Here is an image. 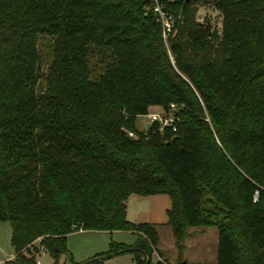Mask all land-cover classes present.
Here are the masks:
<instances>
[{
	"label": "trees",
	"instance_id": "trees-1",
	"mask_svg": "<svg viewBox=\"0 0 264 264\" xmlns=\"http://www.w3.org/2000/svg\"><path fill=\"white\" fill-rule=\"evenodd\" d=\"M154 3L0 0L9 264L56 257L75 229L137 237L73 264L124 250L161 264L154 223L126 217L131 193L168 196L172 264L187 263L184 239L198 226L217 228L214 264H264V0H157L171 19L166 41ZM198 5L220 13L219 30L197 19ZM171 103L170 125L137 128L138 115Z\"/></svg>",
	"mask_w": 264,
	"mask_h": 264
},
{
	"label": "rangeland",
	"instance_id": "rangeland-1",
	"mask_svg": "<svg viewBox=\"0 0 264 264\" xmlns=\"http://www.w3.org/2000/svg\"><path fill=\"white\" fill-rule=\"evenodd\" d=\"M197 19L203 21L207 18L211 25L218 30L221 25L220 13L211 5H198ZM150 111L164 112L168 110L159 106H152ZM145 120V115H138L136 126L142 130ZM169 198L166 194H150L138 195L131 193L126 201V217L131 221L148 220L154 223L158 231L157 251L160 252L161 264H172L176 259V247L171 227L166 223V209L169 207ZM201 227V226H198ZM205 227L206 233L198 237L197 229L189 230L185 236L184 243L186 244L185 258L189 261H202L201 254L205 256L207 263L213 264L216 255V236L217 228L215 226ZM10 225L7 220H0V260L10 257L13 254V249L10 244ZM136 234L129 230L113 229H75L67 234L66 250L58 253L56 257L52 256L46 250L36 252V258L39 259V264H73V262H83L93 257L97 253L106 252L110 249L111 243H120L126 246H132L136 240ZM197 238L196 241H194ZM206 243L210 248L208 252L204 249ZM36 244V242H35ZM70 253L72 258L67 256ZM183 253V251H182ZM151 260H158V255L152 251ZM103 264H137L133 258L131 250L115 252L107 256Z\"/></svg>",
	"mask_w": 264,
	"mask_h": 264
},
{
	"label": "built area",
	"instance_id": "built-area-1",
	"mask_svg": "<svg viewBox=\"0 0 264 264\" xmlns=\"http://www.w3.org/2000/svg\"><path fill=\"white\" fill-rule=\"evenodd\" d=\"M154 7L153 10L156 11V13L158 14V18L161 21L162 24V36L163 39L166 41L168 32L171 28V19L170 16L166 13V11H164L161 6L157 3V0H154ZM176 107L174 103H171L169 106V110L167 113L164 112H154V111H150L148 110L146 113H143L142 115H145V120L142 126V129H147L152 123L154 122H158L159 124V129L162 130V128L165 125H170L172 123V121L175 118L176 115V111H175ZM151 122L148 127H146V123L147 122ZM173 129H175V127L173 126ZM128 135L130 136H135V132L132 130H127ZM257 197V191H255L254 193V198ZM13 258V255H11L10 257H7L3 260H0V264H9V260ZM36 262L39 263V260L36 259ZM185 264H194V263H185Z\"/></svg>",
	"mask_w": 264,
	"mask_h": 264
},
{
	"label": "crops",
	"instance_id": "crops-1",
	"mask_svg": "<svg viewBox=\"0 0 264 264\" xmlns=\"http://www.w3.org/2000/svg\"><path fill=\"white\" fill-rule=\"evenodd\" d=\"M158 194H162V193H158ZM170 201V200H169ZM170 204V203H169ZM207 227V226H206ZM193 229H197V231H196V234H197V236L198 237H200V236H203L205 233H206V231H205V227H190L189 228V230H193ZM200 235V236H199ZM198 237H196V239L194 240V241H196L197 240V238ZM216 239H217V236H216ZM185 244V243H184ZM203 244H205L204 246H205V249H204V255H206L205 254V251L206 252H208V250H209V246L206 244V243H203ZM177 250V249H176ZM185 250H186V244H185V247H184V249H183V253H182V256H183V258L187 261V263H194V264H206L207 263V261L206 260H203V259H205V256H203L202 254H201V258H203L202 259V261H200V262H198V261H192V262H189L186 258H185ZM155 252H156V254L158 255V259L160 258V254H158V251H156L155 250ZM177 253V252H176ZM13 255V254H12ZM215 258H216V255H215ZM39 260V259H38ZM215 262V261H214ZM214 262H213V264H214ZM40 263V262H39ZM38 263V264H39Z\"/></svg>",
	"mask_w": 264,
	"mask_h": 264
},
{
	"label": "water",
	"instance_id": "water-1",
	"mask_svg": "<svg viewBox=\"0 0 264 264\" xmlns=\"http://www.w3.org/2000/svg\"><path fill=\"white\" fill-rule=\"evenodd\" d=\"M151 122L149 121V122H147L145 125H146V127H148V125L150 124ZM173 138H175V136L173 137Z\"/></svg>",
	"mask_w": 264,
	"mask_h": 264
}]
</instances>
